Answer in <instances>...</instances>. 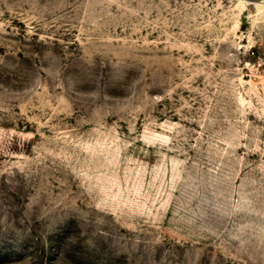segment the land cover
Segmentation results:
<instances>
[{
  "label": "rangeland",
  "instance_id": "1",
  "mask_svg": "<svg viewBox=\"0 0 264 264\" xmlns=\"http://www.w3.org/2000/svg\"><path fill=\"white\" fill-rule=\"evenodd\" d=\"M0 264H264V0H0Z\"/></svg>",
  "mask_w": 264,
  "mask_h": 264
},
{
  "label": "water",
  "instance_id": "2",
  "mask_svg": "<svg viewBox=\"0 0 264 264\" xmlns=\"http://www.w3.org/2000/svg\"><path fill=\"white\" fill-rule=\"evenodd\" d=\"M249 1H261V0H249Z\"/></svg>",
  "mask_w": 264,
  "mask_h": 264
}]
</instances>
